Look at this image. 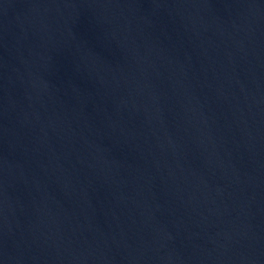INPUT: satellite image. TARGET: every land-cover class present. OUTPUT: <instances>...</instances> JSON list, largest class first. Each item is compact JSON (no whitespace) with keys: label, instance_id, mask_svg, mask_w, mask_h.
<instances>
[{"label":"water","instance_id":"1","mask_svg":"<svg viewBox=\"0 0 264 264\" xmlns=\"http://www.w3.org/2000/svg\"><path fill=\"white\" fill-rule=\"evenodd\" d=\"M0 264H264V0H0Z\"/></svg>","mask_w":264,"mask_h":264}]
</instances>
